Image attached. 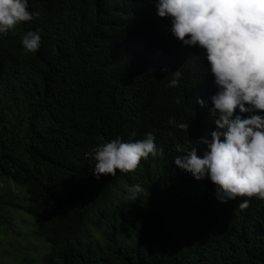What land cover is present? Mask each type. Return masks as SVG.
I'll return each mask as SVG.
<instances>
[{
    "label": "trees",
    "instance_id": "obj_1",
    "mask_svg": "<svg viewBox=\"0 0 264 264\" xmlns=\"http://www.w3.org/2000/svg\"><path fill=\"white\" fill-rule=\"evenodd\" d=\"M28 4L39 16L0 35V182L19 190L1 207L30 216L32 237L48 246L37 263L264 264V200L222 203L210 179L174 163L177 145L202 155L214 129L204 51L176 39L148 0ZM29 31L41 38L34 53L22 45ZM147 133L162 155L97 178L86 154ZM136 184L145 191L131 200Z\"/></svg>",
    "mask_w": 264,
    "mask_h": 264
},
{
    "label": "clouds",
    "instance_id": "obj_2",
    "mask_svg": "<svg viewBox=\"0 0 264 264\" xmlns=\"http://www.w3.org/2000/svg\"><path fill=\"white\" fill-rule=\"evenodd\" d=\"M154 3L160 18L171 19V33L185 46L199 47L206 55L217 91L210 97L214 129L201 137L206 146L177 151L174 158L181 170L197 181L206 178L216 186L222 203L238 197L264 200V0H148ZM39 13L29 11L28 0H0V35L15 32ZM40 36L29 31L22 36L26 52L34 53ZM168 87L179 84L181 72L172 73ZM202 107L203 99L197 101ZM170 123H174L170 119ZM178 127L188 131L189 124ZM163 154L155 137L147 133L143 140L123 142L120 138L94 148V173L116 176L138 169L142 159ZM129 199L136 200L144 188L133 185ZM249 199L238 204L249 207Z\"/></svg>",
    "mask_w": 264,
    "mask_h": 264
},
{
    "label": "rangeland",
    "instance_id": "obj_3",
    "mask_svg": "<svg viewBox=\"0 0 264 264\" xmlns=\"http://www.w3.org/2000/svg\"><path fill=\"white\" fill-rule=\"evenodd\" d=\"M2 180L0 176V181ZM6 185L0 182V225L5 223L4 227H0V264L20 263L25 258H31L35 260L34 264H38L37 262L47 254L48 246L43 240L32 237L33 228L27 227L23 222L32 221L30 216L24 212H16L8 205L1 207L2 201L6 200L7 204L12 192L19 193L13 183ZM8 217L10 221L6 222Z\"/></svg>",
    "mask_w": 264,
    "mask_h": 264
}]
</instances>
